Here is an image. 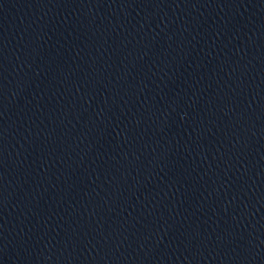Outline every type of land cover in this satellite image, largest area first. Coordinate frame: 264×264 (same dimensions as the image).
<instances>
[{"label":"water","instance_id":"1","mask_svg":"<svg viewBox=\"0 0 264 264\" xmlns=\"http://www.w3.org/2000/svg\"><path fill=\"white\" fill-rule=\"evenodd\" d=\"M0 264H264V0H0Z\"/></svg>","mask_w":264,"mask_h":264}]
</instances>
